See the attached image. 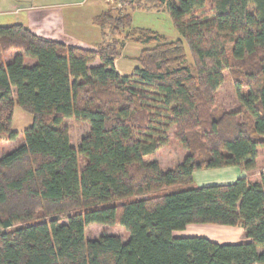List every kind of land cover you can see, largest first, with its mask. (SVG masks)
<instances>
[{"label": "trees", "instance_id": "1", "mask_svg": "<svg viewBox=\"0 0 264 264\" xmlns=\"http://www.w3.org/2000/svg\"><path fill=\"white\" fill-rule=\"evenodd\" d=\"M125 1L164 6L179 36L134 26L123 6L92 17L103 40L93 47L0 25V142L16 137V105L32 115L23 142L0 154V264H264V170L193 179L253 169L264 149V0ZM125 41L142 47L120 74ZM68 118L88 125L77 146ZM171 133L185 154L164 168L149 156ZM91 223L128 237L88 238ZM193 223L240 227L246 241L175 236Z\"/></svg>", "mask_w": 264, "mask_h": 264}, {"label": "rangeland", "instance_id": "2", "mask_svg": "<svg viewBox=\"0 0 264 264\" xmlns=\"http://www.w3.org/2000/svg\"><path fill=\"white\" fill-rule=\"evenodd\" d=\"M1 1V0H0ZM106 8L111 7L113 10L115 6H123L124 9H126L128 12L132 15V24L134 26H145L150 27L152 29H155L159 31L162 34H165V36L168 39L176 38L179 36L178 31L175 29L169 13L167 9L162 7H155L151 4H145L144 2H134L133 5H130L125 0H104ZM15 3L17 5L19 4H46L48 2H58L59 4L62 2V0H2L0 2V8H6V4ZM77 7V6H76ZM56 22V19L53 18ZM53 20V22H54ZM31 24H35L38 28H41V23L43 22L40 18L35 19L31 21ZM38 29H36L37 33ZM35 32V31H34ZM103 41L102 37L98 41ZM97 42V43H98ZM137 44L133 43L131 41H125L123 43L121 55L120 57L121 61L125 62V64H128L133 62L132 56L136 54L137 50ZM139 45V44H138ZM142 47V46H141ZM188 50V48H187ZM139 52V51H138ZM10 55H7L5 58L7 59ZM188 61L192 62V57L188 51ZM94 64H97L98 61L96 60L93 62ZM128 64V65H130ZM137 64V63H136ZM129 70L131 69L130 66H126ZM220 93V101L224 103L225 105H229L234 96L235 92L232 87L230 79H225L223 84L219 88ZM69 129V136L70 141L74 146H77L80 138L84 133L88 130V125L85 122L77 121L74 118H68L64 121ZM32 123V115L30 113L25 112L22 110L19 106H15L14 108V114H13V120H12V128L16 131V137L14 139H9L6 135L3 137L2 141L0 142V154L3 152H6L8 150H11L15 148L16 146L20 145L23 142V136L22 131L25 127L29 126ZM185 154V151L183 147L175 140L173 137V134L171 133V139L169 142L160 148L155 154L149 156V158H156L160 161V164L164 168H168L170 166H174L176 163L182 160L183 156ZM235 169V172L241 169L245 170L244 168L240 166H233ZM264 170V149H260L258 151V156L256 158V166L253 169L245 170L246 175L253 178H256L260 171ZM222 171V170H221ZM233 171V170H232ZM219 171H213L212 168H205L202 170H195L193 173V179L194 183L197 185H207V184H217V183H208L210 182H216L212 181L211 179H227L226 177L228 174H224V172ZM233 174V172H231ZM230 177L232 175L230 174ZM229 177V178H230ZM228 178V179H229ZM228 181V182H232ZM203 182H206L203 183ZM222 183V182H220ZM227 227V228H226ZM237 226H230V225H217V224H207V223H193L187 225L184 229L178 230L175 232L176 235H182V236H191L195 233L198 234H206L205 237L211 239V240H218L220 242L228 241V240H241L243 238V234L241 235L242 231L240 230V227ZM102 229H105L107 233L110 234H118L122 236L124 240L128 237L127 230L124 229L122 226H113V225H101L98 223H91L87 225L86 227V236L88 238L96 237L101 232ZM204 236V235H202ZM215 241V240H214Z\"/></svg>", "mask_w": 264, "mask_h": 264}, {"label": "crops", "instance_id": "3", "mask_svg": "<svg viewBox=\"0 0 264 264\" xmlns=\"http://www.w3.org/2000/svg\"><path fill=\"white\" fill-rule=\"evenodd\" d=\"M8 3L9 4H6V8H0V25L23 22L35 32L36 29H38V34L84 47H93L95 43L101 39L100 29L92 23V17L106 8L104 0H62L60 4L58 2H48L35 6L32 4L17 5L16 2ZM39 18L43 21L41 23V28H38L35 24H31L32 20ZM53 18L56 19V22ZM140 49L141 45L137 44V52L131 58L133 62H131V64L128 63L130 65L121 61L120 57H122L123 54L115 59L114 66L120 74L130 73L137 65L134 58L137 56ZM126 66H130L131 69H126ZM235 169L236 168L233 166L212 168L213 171L220 170V172L223 171L224 174H228V176L226 177L227 179L218 178L217 180L212 178L211 180L216 182L209 181L208 183H227L228 181L235 180L241 175H246L245 170L241 169L240 172L239 170L235 172ZM231 172H233V174ZM230 174L232 177H230ZM203 183L206 184V182ZM233 228L239 230L237 227ZM240 230L242 231V235L243 230L241 228ZM193 235L205 236L206 234L195 233ZM175 236L180 235L175 234ZM214 240L219 243H235L246 241V238L243 234L241 240H228L224 242H220L216 239Z\"/></svg>", "mask_w": 264, "mask_h": 264}]
</instances>
